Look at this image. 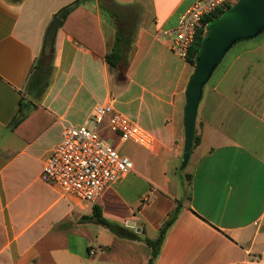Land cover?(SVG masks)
Segmentation results:
<instances>
[{
	"label": "crops",
	"instance_id": "obj_1",
	"mask_svg": "<svg viewBox=\"0 0 264 264\" xmlns=\"http://www.w3.org/2000/svg\"><path fill=\"white\" fill-rule=\"evenodd\" d=\"M194 1L0 0V264H146V244L90 217L95 205L107 220L133 221L153 238L183 198L184 89L192 68L164 32ZM54 17L51 69L40 71ZM110 53L122 58L117 67L106 61ZM110 94L113 110L152 133L154 144L145 150L121 142L104 121L99 134L132 170L89 203L40 172L64 125L92 127L94 107ZM195 135L185 169L190 198L154 264H264V30L234 44L212 73Z\"/></svg>",
	"mask_w": 264,
	"mask_h": 264
},
{
	"label": "built area",
	"instance_id": "obj_2",
	"mask_svg": "<svg viewBox=\"0 0 264 264\" xmlns=\"http://www.w3.org/2000/svg\"><path fill=\"white\" fill-rule=\"evenodd\" d=\"M235 1L195 0L179 15L175 28L164 32L171 36L169 48L186 59L198 31L204 32L207 22ZM113 100L110 94L107 103L94 107L92 127L87 122L79 126L64 125L60 142L49 150L44 160L40 172L44 182L58 186L65 194L95 203L106 187L132 170L131 160L99 134V126L104 121L121 142L152 149L153 134L114 111ZM93 253L94 250H89L90 255Z\"/></svg>",
	"mask_w": 264,
	"mask_h": 264
},
{
	"label": "water",
	"instance_id": "obj_3",
	"mask_svg": "<svg viewBox=\"0 0 264 264\" xmlns=\"http://www.w3.org/2000/svg\"><path fill=\"white\" fill-rule=\"evenodd\" d=\"M59 24L60 19L54 17L46 29L42 47V55L45 57L52 53ZM263 30L264 0H236L207 22L184 89V146L179 166L180 172L186 166L192 150L197 109L205 84L234 44L253 39ZM125 225L134 228L137 233L141 232V228L133 221H128Z\"/></svg>",
	"mask_w": 264,
	"mask_h": 264
},
{
	"label": "trees",
	"instance_id": "obj_4",
	"mask_svg": "<svg viewBox=\"0 0 264 264\" xmlns=\"http://www.w3.org/2000/svg\"><path fill=\"white\" fill-rule=\"evenodd\" d=\"M66 10H63L58 14L59 17H62L64 19V14ZM221 12H217L214 17L218 16ZM203 30H199L198 33L196 34L194 41L188 51L186 60L190 67L192 68L194 65V56L196 51L199 48L202 35H203ZM106 61L112 66V67H117L121 63L120 55H117L115 53H110L104 55ZM37 69L40 71L45 70V72H50L51 69V55L50 56H43L41 55L39 60H38V67ZM198 137L195 135L193 139V146L192 148L198 144ZM188 164V162H187ZM186 164V166H187ZM186 166L183 168L182 172H179V177H180V182H181V187L183 191V198L182 200H179L175 206V208L170 212L167 216V218L163 221V223L160 225L158 228L155 237L150 238L144 235L143 229L141 230L140 233H136L133 229L126 227L123 224H119L114 221L107 220L106 218L103 217L100 209L97 206H93L92 208V214L91 217L94 219L98 224L101 226L105 227L108 229L110 232H112L115 236L123 239H128V240H136V241H141L144 244H146L149 249H150V255L149 258L146 262V264H154L155 260L157 259L164 238L170 229V227L173 225L175 220L177 219L181 207H182V201L184 198L189 200L190 198V180H191V175L186 172Z\"/></svg>",
	"mask_w": 264,
	"mask_h": 264
},
{
	"label": "rangeland",
	"instance_id": "obj_5",
	"mask_svg": "<svg viewBox=\"0 0 264 264\" xmlns=\"http://www.w3.org/2000/svg\"><path fill=\"white\" fill-rule=\"evenodd\" d=\"M187 170H188V168H187ZM183 201L185 202V201H187V199H186V198H184V200H183Z\"/></svg>",
	"mask_w": 264,
	"mask_h": 264
}]
</instances>
